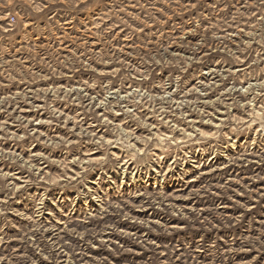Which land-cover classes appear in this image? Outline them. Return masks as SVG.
<instances>
[{
    "label": "rangeland",
    "instance_id": "obj_1",
    "mask_svg": "<svg viewBox=\"0 0 264 264\" xmlns=\"http://www.w3.org/2000/svg\"><path fill=\"white\" fill-rule=\"evenodd\" d=\"M33 3L0 0L8 247L34 233L38 264H264L242 246L264 234V39L236 0Z\"/></svg>",
    "mask_w": 264,
    "mask_h": 264
},
{
    "label": "clouds",
    "instance_id": "obj_2",
    "mask_svg": "<svg viewBox=\"0 0 264 264\" xmlns=\"http://www.w3.org/2000/svg\"><path fill=\"white\" fill-rule=\"evenodd\" d=\"M56 3H59V0H56ZM236 3L240 5L241 11L239 12L240 21L245 23L246 25H254L255 27L252 29L256 32L261 39H264V0H236ZM52 0H38V3H33L32 7H39L43 9H49L51 11ZM150 71V70H148ZM145 74H148L147 71ZM143 79V77H141ZM118 100L119 97L117 96ZM140 106H137L139 110ZM171 111L170 109L168 110ZM155 113H153V117H155ZM136 117L138 120L140 117L137 116L136 112H132L128 119L125 120V124L128 127H132L128 121L132 118ZM94 142V141H93ZM117 145L119 141H114ZM65 143H72L71 141H66ZM107 155L105 160L108 161L111 158V153L105 150ZM147 155V153H145ZM136 160L139 165L140 162H144L143 158L139 155H136ZM132 162V156H129V163ZM2 231V229H0ZM34 233H25L23 237H16V239H23L24 244L20 249H17L15 246L9 248V241L6 240L3 236H0V264H38L36 258H34V254L31 253L26 245L33 240ZM243 239V238H242ZM244 247H253L260 250V252H264V234L260 235H252L248 238L246 242L242 244ZM37 251L41 255H45V251L41 249L38 245H36ZM48 257L51 258V253L49 252Z\"/></svg>",
    "mask_w": 264,
    "mask_h": 264
}]
</instances>
